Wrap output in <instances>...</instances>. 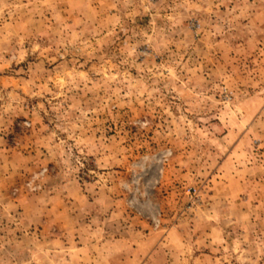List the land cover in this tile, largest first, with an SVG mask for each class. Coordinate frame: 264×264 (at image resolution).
Wrapping results in <instances>:
<instances>
[{
  "label": "rangeland",
  "instance_id": "rangeland-1",
  "mask_svg": "<svg viewBox=\"0 0 264 264\" xmlns=\"http://www.w3.org/2000/svg\"><path fill=\"white\" fill-rule=\"evenodd\" d=\"M0 264H264V0H0Z\"/></svg>",
  "mask_w": 264,
  "mask_h": 264
}]
</instances>
